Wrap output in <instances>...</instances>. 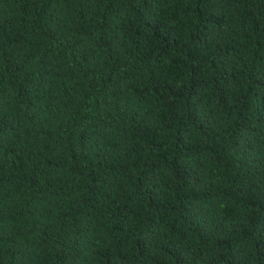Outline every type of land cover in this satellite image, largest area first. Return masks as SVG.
<instances>
[{
    "label": "trees",
    "instance_id": "trees-1",
    "mask_svg": "<svg viewBox=\"0 0 264 264\" xmlns=\"http://www.w3.org/2000/svg\"><path fill=\"white\" fill-rule=\"evenodd\" d=\"M0 264H264V0H0Z\"/></svg>",
    "mask_w": 264,
    "mask_h": 264
}]
</instances>
